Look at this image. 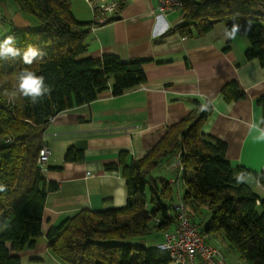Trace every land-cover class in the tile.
<instances>
[{
    "label": "trees",
    "instance_id": "trees-1",
    "mask_svg": "<svg viewBox=\"0 0 264 264\" xmlns=\"http://www.w3.org/2000/svg\"><path fill=\"white\" fill-rule=\"evenodd\" d=\"M16 1L34 15L37 26L14 27L0 38V264H22L20 253L35 247L43 234L47 195L57 188L38 162L51 117L90 103L105 90L117 96L147 81L144 60L87 54L94 21L77 19L71 0ZM183 2V22L163 35H202L219 22L228 30L236 23L237 35L250 41L246 57L264 67V0ZM6 36L15 37L18 56L3 53ZM30 45L39 51L29 65L23 56ZM26 69L42 75L50 91L35 99L24 96L18 84ZM223 94L227 100L245 97L235 80ZM257 102L264 109V96ZM212 111L210 102L196 100L195 108L145 155L121 152L108 167L125 177L127 204L76 211L47 231L49 250L66 264H170L153 246L178 223L175 204L182 202L208 242L227 243L247 264H264V195L243 181L249 170L231 163L227 143L202 131ZM178 157L183 170L174 167ZM83 158L75 145L65 154L68 162ZM260 180L264 184L263 173Z\"/></svg>",
    "mask_w": 264,
    "mask_h": 264
},
{
    "label": "crops",
    "instance_id": "crops-1",
    "mask_svg": "<svg viewBox=\"0 0 264 264\" xmlns=\"http://www.w3.org/2000/svg\"><path fill=\"white\" fill-rule=\"evenodd\" d=\"M0 1V38L14 27L36 24L22 14L16 0ZM112 1L119 2L117 15L92 31L87 54L144 60L147 81L117 96L105 90L90 103L61 111L50 123L45 141L53 152L44 172L57 188L47 195L43 234L35 247L20 253L22 264H66L49 250L47 231L83 208L125 206L126 179L120 169L108 166L116 164L123 151L134 158L145 155L195 108L196 100L213 106L202 131L227 143L231 163L249 170L242 174L243 181L264 195V109L257 102L264 96V67L246 57L248 37L233 39L222 22L202 35H163L183 22L181 10L163 14L160 0H107ZM233 80L245 97L227 100L223 88ZM71 145L83 150L82 160L65 161Z\"/></svg>",
    "mask_w": 264,
    "mask_h": 264
},
{
    "label": "built area",
    "instance_id": "built-area-1",
    "mask_svg": "<svg viewBox=\"0 0 264 264\" xmlns=\"http://www.w3.org/2000/svg\"><path fill=\"white\" fill-rule=\"evenodd\" d=\"M90 2L94 12V22L91 30L96 31L97 27L107 23L111 16L117 15L116 9L119 6L118 1L107 3L105 1ZM183 0H160L159 11L163 14L181 10L183 8ZM3 17L2 2L0 1V23ZM56 116H52L50 123L55 120ZM45 141V140H44ZM53 147L48 142H44L38 158L39 164L45 170V164L49 160ZM174 167L183 170L180 159L176 160ZM175 181V177L170 179ZM259 203L260 201L257 200ZM176 210L179 212L178 223L170 230L162 233L161 241L156 243L153 248L159 253L166 255L170 264H229L223 249L217 245L207 241V234H202L200 229L192 224L187 217L185 206L182 202L175 204Z\"/></svg>",
    "mask_w": 264,
    "mask_h": 264
},
{
    "label": "clouds",
    "instance_id": "clouds-1",
    "mask_svg": "<svg viewBox=\"0 0 264 264\" xmlns=\"http://www.w3.org/2000/svg\"><path fill=\"white\" fill-rule=\"evenodd\" d=\"M239 25L234 23L232 28L228 30V35L235 39L238 31ZM15 41L14 36H6L4 44L6 45L3 47L2 51L5 54H10L11 56L15 57L18 56L20 53V49L13 47L12 43ZM38 49L34 46H28L27 51L23 56V61L26 64H32L34 58L38 55ZM18 88L20 92L24 96H31L35 99L38 96H41L43 92L50 91V88L44 87V77L38 76L34 71L31 70H23L19 76V84ZM264 131V129H262Z\"/></svg>",
    "mask_w": 264,
    "mask_h": 264
},
{
    "label": "rangeland",
    "instance_id": "rangeland-1",
    "mask_svg": "<svg viewBox=\"0 0 264 264\" xmlns=\"http://www.w3.org/2000/svg\"><path fill=\"white\" fill-rule=\"evenodd\" d=\"M71 1L73 3V11L77 19H81V20H91V19L93 20L94 19L93 9H92V6L90 5V2H88L87 0H71ZM96 1L98 0H91L92 3H95ZM105 2H107V0H105ZM22 14H25L26 17L30 18V20L34 19L33 17L34 15L32 16L30 13L23 11ZM36 26L37 25L35 24H31L30 28L28 29H35ZM158 173L159 171L156 174ZM153 239L155 238L154 237L150 238L149 241H153ZM210 242H214V240H210ZM214 244L219 245L223 249L229 264H247V262L244 259H241L236 252L232 251L231 249L227 247L228 246L227 243H223L221 246V244H218L217 241L215 240Z\"/></svg>",
    "mask_w": 264,
    "mask_h": 264
}]
</instances>
